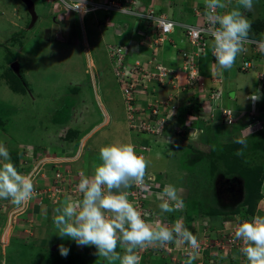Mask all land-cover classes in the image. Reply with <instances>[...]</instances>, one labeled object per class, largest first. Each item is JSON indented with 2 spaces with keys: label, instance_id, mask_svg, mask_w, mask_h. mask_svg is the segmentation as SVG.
Instances as JSON below:
<instances>
[{
  "label": "rangeland",
  "instance_id": "rangeland-1",
  "mask_svg": "<svg viewBox=\"0 0 264 264\" xmlns=\"http://www.w3.org/2000/svg\"><path fill=\"white\" fill-rule=\"evenodd\" d=\"M261 1L264 3V0ZM0 2L2 5L0 10V131L8 132L2 135L1 139L6 144L11 161L17 169L21 165L19 171L32 173L37 192L33 200L19 208L10 200H0V264H65L68 257L86 264H106L102 257L96 255L95 246H78L71 238H61L55 233L52 218L56 215L55 209L60 206L65 194L75 192L80 175L82 173L90 175L96 164L100 162L99 148L111 142L129 140L127 128L136 135L134 137L132 134L133 137L130 138L136 150L141 144L137 141L140 137L147 140L148 143L145 146H140L143 147L146 155L141 154L149 158V155L151 153L153 155L157 149L161 156L163 154L172 158L168 172L148 171V176L152 177L150 185H157L155 181H158L173 184L182 189L183 210L177 211L178 215L169 213L164 215L159 207L148 205L153 201V197L152 199L144 197V201L147 203L146 208L154 212L159 211L161 217L165 216L163 222L171 225L175 223V219L176 221L180 219L197 236L199 257L193 261V264H231L230 261L235 264H249L244 262L245 258L239 259L243 255L242 241L235 240L231 243L230 238H234L232 228L238 222L255 215H264V185L261 187L262 197L253 207L252 202L245 204L243 208L240 206L246 196L243 188L244 179L240 172L243 171L242 168H247L244 174L248 178V172L252 170L264 171L261 166L264 161V144L259 145L256 138L249 136L248 146L243 154L236 155L241 145L232 141L240 130L236 129L233 135H227L216 126L215 121H209L215 118V110L219 108L217 102L215 103L211 97L215 88L214 83H207L206 77L199 74L196 77V80L199 79L195 80V86H189L188 75L183 72L184 60L183 65L177 67L181 68L179 78L168 87L179 90L183 94L188 92L191 94L194 89L197 93L203 92L208 98L205 104H210L212 107L211 113L207 109L200 108L195 119L203 118L206 123L209 122L203 126L205 129L201 130L196 141L189 138L191 133L189 126L180 124V121H173L170 133L167 130L170 126L166 125L158 136H147L135 131L134 128L127 127V113L129 111L132 115V112L127 110L128 97L123 89L124 80H121L123 77L116 74L114 62L107 55V47L105 52L103 46L99 44L94 46L95 80L98 83L99 100L94 93L90 75L85 73L86 54L81 38L77 42L73 40L65 44L59 52L57 46L49 47L43 42L30 43L28 49H35L34 51L39 53L42 61L32 57L26 62L23 60L25 77L20 79L11 69L14 57L5 50L1 42H4L8 35L18 28V36H16H24L27 25L18 28L13 25L11 28L6 18H11L13 23L17 20L19 24L23 14L19 13L18 16L13 14V12L18 13L19 7L14 0H0ZM257 2L258 0H253V6ZM234 7H239L238 1L232 2V8ZM262 8L264 5L260 9L261 15H264ZM38 10L42 12V6L38 7ZM255 11L254 8L249 11L251 18ZM38 28L40 29L39 25L33 30L36 31ZM130 57L131 55L127 57L130 64L140 63L139 59L135 57L130 59ZM140 64L148 67L145 63ZM102 70L104 75H101ZM139 81L136 80V82ZM170 81L173 82L174 79ZM29 91L35 94L34 102ZM149 94V97H141L142 94L135 95L137 102L135 106L142 107L143 103L147 102L158 104L159 100L152 96L155 92ZM183 94H181L182 101L186 100V96L187 101H190V98L194 101L186 104L185 110L190 111L192 104L197 103V100L194 95L188 97ZM220 103L221 101H218V104ZM104 108L114 117L110 121L108 119V124L104 123ZM220 117L223 123L229 124L227 116L221 111ZM166 119L169 121L167 116ZM231 119L232 124L236 123L235 117ZM96 127L98 131L95 130ZM258 128L264 130V126ZM204 130H206V147L200 150L196 145L199 139L203 138ZM258 131L255 129L252 135ZM168 136L172 141L168 140ZM167 141L171 142L167 143ZM16 142L19 144L17 148ZM167 161L169 159L165 158L161 165L166 164ZM152 174L156 175V178H153ZM162 190L161 188L160 191ZM155 197L154 195V199ZM129 199H131L130 195ZM41 200L44 202L43 205ZM213 202L216 207L212 206ZM217 208L231 212L232 216L229 219L232 220L219 216L209 219L210 222L206 225L204 219L208 218L211 210L215 211ZM219 218L226 222H221V226L219 223H213L212 228L211 220L216 221ZM216 228H219L218 231L215 230ZM6 233H8V239L4 242ZM61 244L69 249L67 256L60 254L59 245ZM186 247L187 245L177 247L175 243H169L164 247L140 250L138 252L141 256L140 264H155L156 261H151L156 260L155 258L152 257L151 260L147 258L151 254L157 256L162 253L169 254L167 256L169 261L166 264H186L187 255L184 251ZM165 249L169 251L166 254ZM52 250L56 254L50 258L49 254ZM117 251L123 254V249L119 246ZM115 264H119V261Z\"/></svg>",
  "mask_w": 264,
  "mask_h": 264
},
{
  "label": "clouds",
  "instance_id": "clouds-1",
  "mask_svg": "<svg viewBox=\"0 0 264 264\" xmlns=\"http://www.w3.org/2000/svg\"><path fill=\"white\" fill-rule=\"evenodd\" d=\"M204 5L203 24L199 26V31L213 39L212 55L216 71L231 69L237 57L247 51L246 45L251 43V23L245 12L253 9V0H238L239 7L223 12L218 10L228 8L226 0H204ZM82 8L84 0H65V10ZM153 22L161 26L156 18ZM259 49L264 52V42L259 43ZM259 98L258 93L250 97L253 101ZM232 113L233 110L226 113L229 124ZM251 135L250 125L240 128L232 141L241 145L236 155L243 154ZM189 138L198 140L196 129ZM99 161L90 175H80L75 192L65 194L60 206L55 209L56 215L52 218L55 233L61 238H71L78 246H95L96 255L102 257L106 264H115L116 261L119 264H140V250L164 247L169 243H175L177 247L187 245L184 249L186 264H193L199 257V241L182 220L171 225L159 219L149 221L139 206L129 199L127 190L133 187L151 195L152 177L148 176L150 159L139 153L128 140L101 146ZM20 167L17 169L6 144L0 141V200H10L18 208L37 195L32 173H22ZM181 193L182 189L173 184L165 185L162 192L156 194L161 212L182 211L184 200ZM232 231L234 239L242 241L241 252L249 264H264V215L240 221ZM118 246L123 249V254L117 251ZM59 251L62 256L69 253L63 244L59 245Z\"/></svg>",
  "mask_w": 264,
  "mask_h": 264
},
{
  "label": "crops",
  "instance_id": "crops-1",
  "mask_svg": "<svg viewBox=\"0 0 264 264\" xmlns=\"http://www.w3.org/2000/svg\"><path fill=\"white\" fill-rule=\"evenodd\" d=\"M14 1L18 3L19 7L18 13L13 12V14L17 16L19 13L23 14V17L19 19L20 25L17 20L13 23L11 18H6V21H9L11 28H13V25L16 28L24 25H27V27L25 28L24 36L17 37V33L19 31L18 28L17 30L11 32V34L8 35V38L1 43L4 44L6 48L5 50H8V52L12 54L14 61L17 60L20 63V72L22 77H25V74H23V60L26 62L28 58L31 59L32 57L35 60L42 61L39 53L34 51L35 49H28L30 43L33 42L34 44H40V42H43L49 47L57 46L59 52L65 44H68L73 40L77 42L78 39L81 38L84 43V51L86 54L85 73L90 75L97 100L100 99V93L97 92L98 83L97 80H95V44L103 46L105 52L106 47L109 44L127 45L132 49L130 59L135 57L137 60L139 59L140 62L145 63L148 67H153L156 63L162 62L172 68H177L182 66L184 63V57L181 54V50L191 47L185 35L184 28L187 25L201 26L203 24V15L205 12L204 0H137L136 5L133 8V10H135L133 13L111 10L108 12H89L85 15H80L73 9L65 10V4L60 0H33L35 3L37 19L32 24L31 14L24 2L22 0ZM99 1L106 2L108 0ZM114 1L116 3L121 2L123 5H127V0ZM235 1L238 0H226L228 8L218 11L223 12L231 10L232 2ZM263 5L264 3L261 0H258V2L254 4L253 8L256 11L252 15V18L249 16V11L245 13L246 17L250 18L248 20L251 23L249 37L257 38L259 40H264V15H261L260 13L261 6ZM40 6H42V12L38 10V7ZM1 7L2 5L0 2V10ZM149 9H153L157 16H164L176 24L175 30L171 34H166L163 40L159 39L158 26L151 20L144 17V13H146ZM137 13H141V15L139 16ZM38 25L40 29L38 28L34 31L33 29ZM53 33L54 36H52ZM133 38H135L134 42H132ZM212 44L213 40H210L206 52L198 58L199 74L206 77L207 83H214V85L221 88L223 95L221 97L220 104L226 109H230L231 111L233 110V116L235 117L234 122L236 121V123H223L220 119V111H218V108L215 110V118L212 120L209 119V121H215L216 126L218 128L220 127L222 132H225L227 135H233L236 129L240 130V128L247 127L248 125L254 129V131L252 130V133H255V129H259L258 127L264 126V52H262L258 46L247 45V51L237 57L231 69L220 70L217 72L215 57L212 55ZM245 61L251 62V67L248 69L242 68ZM9 66L10 65H8V67ZM100 69H102V67ZM103 71L104 70L101 71V75H104ZM182 78L183 76L181 79ZM193 91L194 92L191 94L189 92L188 94H183L179 90L176 91L174 88L172 89L171 87H168V85H160L157 87L156 91H154L155 95H153V97L162 102V104H160L158 101L163 116H167L168 118L171 116L169 121H167V125L170 126L167 128L169 133L171 132L170 128L173 121H180V124L189 126V131L191 132L196 129L198 135L203 128L205 129L203 126L209 121L206 123L203 118L195 119V117L200 108L202 110L207 109L210 112V108L212 107L210 104H205V102L207 103L208 98L204 96L203 92L197 93L196 89ZM257 93L260 96L258 100L253 101L250 99L252 95ZM32 94L35 97L34 92ZM181 94L188 95V97L189 95H195L197 98V103L192 104L190 111L188 109L185 110V107L186 104L194 102L193 99L190 98L191 100L187 101L186 96V100L182 101ZM147 105L148 102L143 103V107ZM104 110V123L106 122V124H108V119L110 121L111 118L113 119L114 117L111 112L106 110V108H104ZM252 110L255 111L254 113L256 116L252 115ZM96 129L97 127L95 130ZM259 130V132L251 135L250 137L256 138L258 144L262 146L264 144V130L261 128ZM127 133L130 138L133 137L132 134L136 137L135 133L130 132L128 128ZM203 134V138H200L197 142L199 146L196 145V147H199L198 149L200 150L205 149L206 147V130L203 131ZM2 135L3 134L0 133V141H3L1 139ZM168 140H171V137L168 136ZM137 141L141 143L139 147H137V150L139 153H145L140 146H145L148 143L147 140L140 137ZM18 145V142H16V148ZM155 151L156 152L153 155L152 153L149 155L151 168H148V171H152V173L168 172L171 166L172 158L163 154L161 156L158 152L159 150L157 149ZM165 158L169 159V161H167L166 164L161 165V162H163ZM152 176L153 178H156V175L152 174ZM155 182L157 186L162 189L165 185H167L163 182ZM155 201L156 200L153 199V201L149 202L148 205L158 207L160 202ZM41 204H44L43 200H41ZM176 212L177 211L169 214L178 215V212ZM164 215H166V213H164ZM163 218L165 219V216H163ZM209 219L212 218L208 216V218L206 217V219H204L206 221V225L208 224L207 222H210ZM211 221L210 225L212 228L213 223H219L221 226V222H226V220L222 221V218H219L216 221ZM217 229L219 228H216L215 230ZM167 252L169 251L166 250L165 254ZM164 256V253L158 254L157 256H153L151 254V256L149 255V258L147 259L151 260L150 258L153 257L156 260L151 261L154 262ZM167 256H169V254L166 255V258L169 261Z\"/></svg>",
  "mask_w": 264,
  "mask_h": 264
},
{
  "label": "built area",
  "instance_id": "built-area-1",
  "mask_svg": "<svg viewBox=\"0 0 264 264\" xmlns=\"http://www.w3.org/2000/svg\"><path fill=\"white\" fill-rule=\"evenodd\" d=\"M60 1L65 4V0ZM136 1L137 0H127V5H123L121 2L116 3L114 0H108L106 2L96 0H84V8H86V10L82 8L80 10L75 11L80 15H85L89 12H97L100 10H104L107 12L111 10H118L124 13H133L135 11L133 10V8L136 5ZM69 2H72V0H69ZM144 17H146L148 20H151L152 22L156 18L161 23V26L156 24L159 28L160 40H163L166 34H171L175 30V22L169 20L168 18H165L164 16H157L153 9H149L146 13H144ZM184 29L185 35L191 47L181 50V54L185 60L183 72L184 74L188 75L189 86H195V82L199 79L197 78L196 80V77L199 76L198 58L206 52L207 47L209 46V41L213 39L211 36L200 32L199 26L187 25ZM249 39L251 43L247 45H255L259 47V43L264 42V40H259L253 37H249ZM134 41L135 38L132 39V42ZM107 50L111 61L114 62L113 66L116 70V74L121 75V77H123V79L121 80H124L123 89L125 95H127L128 97L127 110H131L132 112V115H130L129 111L127 113L128 126L130 128H134L135 131L145 134L147 136H158L164 129V127L167 125V119L165 116H163L159 105V103L162 104V102L159 101L158 104H151L148 102L147 106L138 107L135 106L137 102L134 97L138 94H142L141 97H149V93L152 94V92L156 91L157 86L175 83L176 80L179 78L181 68H172L162 62L156 63L153 67H145L144 65L140 64L141 62H137L136 64H130L127 61V57L131 55L132 49L127 45L111 44L107 46ZM249 67H251V62L245 61L242 68L248 69ZM170 79H174V81L171 82ZM136 80L140 81L136 82ZM147 88L149 90H147ZM150 90H152V92ZM222 95L223 93L221 88L215 85V88L211 93V97L215 100V103L217 102V105H219L218 101H221ZM230 111V109L225 108L221 111L224 115L227 116L228 120L229 117L226 113ZM254 112L255 111L252 110L251 113L253 116H256ZM232 117H234L233 114ZM59 176H61V174ZM160 190L161 188L159 186L151 185V195L142 192L135 187H133L131 191H127L131 196L130 200H132L139 206L140 210L146 214V218L149 221L159 219L163 222L165 220L163 216L161 217L158 212H154L151 209L146 208L147 203L146 201H144V197L150 199H152L151 197H153L154 199V195L156 196L157 193L162 192ZM155 200H157L156 197ZM163 223L168 224L167 222ZM230 239H232L231 243L235 242L234 238ZM242 257L245 258L244 262H248L244 254L239 259H241Z\"/></svg>",
  "mask_w": 264,
  "mask_h": 264
},
{
  "label": "trees",
  "instance_id": "trees-1",
  "mask_svg": "<svg viewBox=\"0 0 264 264\" xmlns=\"http://www.w3.org/2000/svg\"><path fill=\"white\" fill-rule=\"evenodd\" d=\"M116 45H118V44H116ZM119 45H122V44H119ZM194 98L197 99L195 97V95H194ZM219 107H221V108L219 109L217 107L218 108V111H222V109H224V107H222L221 104H219ZM261 129H263V128H261ZM0 133L3 134V135L8 134V132H6L4 130L0 131ZM246 154H248V153H246ZM261 166L264 168V161H263V163H262ZM244 168H242L243 171L240 172V175L244 179V186H243V188L245 190V193H246L245 195L246 196H245V201L242 202L241 205H240V206H242L241 208H243V206L245 204H250L251 202L253 203L251 205L253 207V205L255 203H257L258 200L262 197V194H261L262 189H261V187L263 185V179H264V171L261 172L260 169H258L256 171L252 170V171L248 172V178H247L246 177V174H244V172L246 171L247 168H245V169ZM241 173H243V174H241ZM212 204H213L212 205L213 207L214 206L216 207V205H215L214 202ZM211 211L212 212H210L208 214V216H210L213 219H214V217H219V216L220 217H225L226 219H229L232 216V213L231 212H227L228 211L227 209L226 210H221L220 208H217V209H215V211L214 210H211ZM233 213H236V212H233ZM55 254H56V252H54L52 250L51 253L49 254V257L52 258V256L55 255ZM246 260H247V258H246ZM166 262H168L167 258L166 257H161V258H159L156 261L155 264H166ZM230 263L231 264H235V262H233V261H230ZM65 264H86V262H82V261H79L77 259H73L72 257H68V259L65 261Z\"/></svg>",
  "mask_w": 264,
  "mask_h": 264
},
{
  "label": "water",
  "instance_id": "water-1",
  "mask_svg": "<svg viewBox=\"0 0 264 264\" xmlns=\"http://www.w3.org/2000/svg\"><path fill=\"white\" fill-rule=\"evenodd\" d=\"M24 2V4L27 6L28 11L31 14L32 17V24L36 21L37 19V13H36V8H35V3L33 0H22ZM11 69L12 71L20 78L22 79V74L20 72V63L18 61H14L13 63H11ZM30 92V91H29ZM29 94H31V99L34 102L36 100V98H34L32 92H30Z\"/></svg>",
  "mask_w": 264,
  "mask_h": 264
},
{
  "label": "bare ground",
  "instance_id": "bare-ground-1",
  "mask_svg": "<svg viewBox=\"0 0 264 264\" xmlns=\"http://www.w3.org/2000/svg\"><path fill=\"white\" fill-rule=\"evenodd\" d=\"M4 238H5L4 239V242L7 241V239H8V233L5 234Z\"/></svg>",
  "mask_w": 264,
  "mask_h": 264
}]
</instances>
